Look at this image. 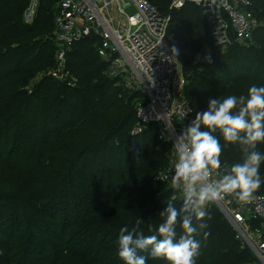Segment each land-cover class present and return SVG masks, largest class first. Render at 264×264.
<instances>
[{
  "label": "trees",
  "instance_id": "16d2710c",
  "mask_svg": "<svg viewBox=\"0 0 264 264\" xmlns=\"http://www.w3.org/2000/svg\"><path fill=\"white\" fill-rule=\"evenodd\" d=\"M55 1L39 0L35 20L27 23L30 0H0V264H124L120 229L131 231L139 221L138 232L155 234L149 226L161 222L159 213L172 199L156 175L173 146L160 138L156 122L132 134L142 94L108 75L89 38L67 54L73 76L59 79L49 71L35 80L54 67ZM150 1L171 16L167 39L178 50L185 97L196 113L212 98L264 86V26L248 45L222 48L195 4L170 9V0ZM254 10L264 21V0H255ZM214 135L223 146L222 164L239 162V144ZM257 150L264 153V142ZM259 171L264 180V162ZM257 194H264V183ZM173 202L179 208L182 199ZM209 215L200 222L210 235L196 236V264L251 262L253 254L236 241L222 213ZM176 230L183 234L179 225ZM147 264L166 262L148 256Z\"/></svg>",
  "mask_w": 264,
  "mask_h": 264
},
{
  "label": "built area",
  "instance_id": "2783aa9c",
  "mask_svg": "<svg viewBox=\"0 0 264 264\" xmlns=\"http://www.w3.org/2000/svg\"><path fill=\"white\" fill-rule=\"evenodd\" d=\"M38 1L30 0L24 16L27 23L35 20ZM187 3L201 10L214 44L222 48L233 43L248 45L264 26L254 10L255 0H170V9H180ZM170 20L171 16L150 0H59L52 39L56 71L66 67L67 54L75 43L91 39L98 55L108 63V75L142 94L132 134L143 133L156 122L160 138L173 146L175 137L196 112L185 97L187 76L167 39ZM174 163L172 148L167 164L156 175L170 189ZM172 193V197L182 199L179 193ZM256 195L262 198L248 204L228 196L207 205L205 210L209 214L213 209L222 213L236 241L250 250L258 264H264V194Z\"/></svg>",
  "mask_w": 264,
  "mask_h": 264
},
{
  "label": "clouds",
  "instance_id": "9594fccd",
  "mask_svg": "<svg viewBox=\"0 0 264 264\" xmlns=\"http://www.w3.org/2000/svg\"><path fill=\"white\" fill-rule=\"evenodd\" d=\"M172 53L178 56L173 47ZM191 111V110H189ZM186 115V114H185ZM219 131L226 143L239 144L241 160L223 164V146L214 133ZM264 142V86L252 85L247 95L230 94L212 98L207 110L197 112L195 118L175 137L174 174L170 186L180 194L182 204L177 208L172 197L159 213L161 222L144 235L137 226L119 231L118 256L124 264H147L148 256L163 259L166 264H196L200 255V235L207 238L211 219L206 206L231 196L242 204L252 203L261 188L260 167L264 153L257 145ZM167 179V177H164ZM194 219L199 223L194 226ZM177 225L183 229L177 235ZM140 253H148V256Z\"/></svg>",
  "mask_w": 264,
  "mask_h": 264
},
{
  "label": "rangeland",
  "instance_id": "374dc122",
  "mask_svg": "<svg viewBox=\"0 0 264 264\" xmlns=\"http://www.w3.org/2000/svg\"><path fill=\"white\" fill-rule=\"evenodd\" d=\"M57 1V0H56ZM54 2V3H57L58 4V2ZM54 58V67H51V68H49V70L47 71V72H44V71H46V70H43V71H41V72H39L38 74H37V76L35 77V80H38V79H40L44 74H47L49 71H51V74H53L52 76L53 77H58L59 79H64L66 76H70V75H72L73 76V70H72V68H70L69 69V67H68V64H67V66L66 67H64L63 69H61V70H57L56 71V66H57V62H56V56H54L53 57ZM179 61V60H178ZM181 64V63H180ZM73 71V72H72ZM53 72H56V74H57V76H56V74H54ZM58 240H56L55 242H57ZM48 251H49V248H47L46 249V251H45V253H44V259H47V257H48ZM17 257H18V261H20L22 258H20V255H17ZM21 257H22V255H21ZM30 257V256H29ZM42 256L40 255V258H41ZM252 258H253V260H251V262H249V263H245V264H258V260L256 259V257L254 256V255H252ZM35 259H36V257H35ZM32 260V259H31ZM29 261V260H28ZM22 262V261H21ZM39 261H37V263H38ZM43 261H40L39 262V264H41ZM20 263V262H19ZM48 262H46L45 264H47ZM27 264V263H26Z\"/></svg>",
  "mask_w": 264,
  "mask_h": 264
}]
</instances>
